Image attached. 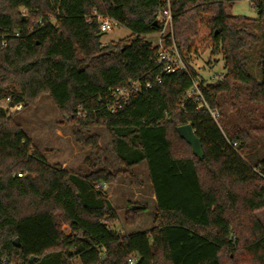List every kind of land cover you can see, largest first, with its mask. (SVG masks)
Listing matches in <instances>:
<instances>
[{
    "label": "trees",
    "instance_id": "16d2710c",
    "mask_svg": "<svg viewBox=\"0 0 264 264\" xmlns=\"http://www.w3.org/2000/svg\"><path fill=\"white\" fill-rule=\"evenodd\" d=\"M234 1L169 0L173 39L188 73L167 74L146 38L159 31L165 0H0V101H6L0 106V264L4 257L22 264H264V226L255 215L264 209V50L257 74L250 54L264 36V0L252 2L255 19L228 14ZM104 18L134 37L102 45ZM206 51L221 53L225 68L209 83L189 65L190 56ZM192 79L216 120L185 99ZM130 81L152 87L110 113L112 91ZM237 91L246 94L248 105L237 111L244 125L226 120L222 109ZM43 93L72 125L104 126L123 169L110 173L89 164L81 179L48 164L8 116ZM258 107L261 123L253 125L245 111ZM185 124L203 157L179 137L176 128ZM73 133L83 146H98L96 137ZM141 162L155 200L152 227L120 234L101 186L120 173L137 184L131 169ZM144 210L128 203L126 224Z\"/></svg>",
    "mask_w": 264,
    "mask_h": 264
},
{
    "label": "rangeland",
    "instance_id": "374dc122",
    "mask_svg": "<svg viewBox=\"0 0 264 264\" xmlns=\"http://www.w3.org/2000/svg\"><path fill=\"white\" fill-rule=\"evenodd\" d=\"M255 0H236L231 6H227L228 14L232 16H244L250 19L258 17L257 10L252 6ZM23 10H21L22 12ZM256 33L260 34L259 31ZM134 35L123 26H113L111 30L102 33L100 42L102 45L118 44L127 42ZM155 44L157 33L146 37ZM260 50H264V36L261 41L253 46L250 51L252 56V72L257 74V55ZM189 65L197 72L198 78H202L205 83L214 82L217 77L225 72L224 61L221 53L211 55L209 51L199 55L190 56ZM237 96L233 103L223 105V112L226 120L229 118L240 120L244 125L241 115L237 111H242L248 104L243 103L246 94L237 91ZM0 106L6 107V101H0ZM256 106H253L255 108ZM249 123L259 125L261 123L260 107L253 109L252 113H247ZM8 116L21 126L27 137L31 140L32 146L43 153L46 162L50 165H59L67 171L84 178L89 173V164L95 168L104 169L110 173H115L123 169L117 160L113 150L111 137L104 126L85 127L74 126L69 123L56 108L50 97L43 93L31 104L17 106L15 110H10ZM80 131L84 139L96 137L98 146H83L76 141L74 131ZM131 171L135 174L137 184L131 183L126 174H118L114 182L101 186L102 193L116 211L117 219L112 224V229L120 234L148 230L152 227V219L155 213V200L151 184L147 175L145 162L139 163ZM136 203L145 206V210L140 212L133 225L125 222L127 214V204ZM256 217L264 226V209L255 212ZM67 231L65 225L62 227ZM74 263L78 261L75 259ZM11 264H22L20 261L12 259Z\"/></svg>",
    "mask_w": 264,
    "mask_h": 264
},
{
    "label": "built area",
    "instance_id": "2783aa9c",
    "mask_svg": "<svg viewBox=\"0 0 264 264\" xmlns=\"http://www.w3.org/2000/svg\"><path fill=\"white\" fill-rule=\"evenodd\" d=\"M158 22L160 23V29L157 31V40L155 46L157 48L155 53L156 64L160 67L163 73H176L178 71H183L188 73V67L184 62L178 47L173 39V26H172V12L170 9L169 0H165V6L162 8L158 15ZM113 26H117L116 22L104 18L100 19L99 30L100 32H105L111 30ZM169 38V41L166 39ZM221 76L217 77V80L221 79ZM155 83H160L161 79L159 76L154 78ZM152 87V83L145 81L143 84L137 81H130L127 87L115 88L112 91V100L107 104V109L110 113L114 114L117 110L128 101L133 93L139 92L141 89L147 90ZM185 99L198 101L197 108L206 107L208 109L209 115L212 119L216 120L218 118V112L216 110H211L208 108L206 102L203 99L202 93L198 87V81L192 79V85L190 89L185 94ZM78 116H84L85 113L78 110L76 112ZM232 147L236 146V143L231 144ZM1 264H11L5 257L1 259Z\"/></svg>",
    "mask_w": 264,
    "mask_h": 264
},
{
    "label": "water",
    "instance_id": "95a60500",
    "mask_svg": "<svg viewBox=\"0 0 264 264\" xmlns=\"http://www.w3.org/2000/svg\"><path fill=\"white\" fill-rule=\"evenodd\" d=\"M176 131L180 138H182L191 148V152L196 157H203V152L199 139L196 137L194 130L190 124L178 126ZM14 244L18 245V240L14 239ZM35 257H31L30 260H34Z\"/></svg>",
    "mask_w": 264,
    "mask_h": 264
}]
</instances>
